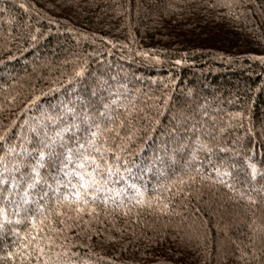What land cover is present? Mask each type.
Masks as SVG:
<instances>
[{"label":"trees","instance_id":"trees-1","mask_svg":"<svg viewBox=\"0 0 264 264\" xmlns=\"http://www.w3.org/2000/svg\"><path fill=\"white\" fill-rule=\"evenodd\" d=\"M252 57H264V0H0V264H21L8 253L25 233L53 237L39 264H264V63ZM105 104L124 120L109 144L145 203L125 189L79 221L53 216L59 232L39 214L44 232L16 224L13 177L45 134ZM198 140L213 151L193 160ZM209 158L255 203L216 183Z\"/></svg>","mask_w":264,"mask_h":264},{"label":"snow or ice","instance_id":"snow-or-ice-1","mask_svg":"<svg viewBox=\"0 0 264 264\" xmlns=\"http://www.w3.org/2000/svg\"><path fill=\"white\" fill-rule=\"evenodd\" d=\"M20 7L24 8L25 5L21 4ZM32 39L36 40L37 37L33 35ZM138 54L148 55L147 53ZM153 59L158 61V57H153ZM252 59H258L264 63V57H252ZM176 63L179 64L180 61ZM76 75H82V70L77 71ZM116 103V100L112 101V104ZM111 112V104H105L103 111L95 115L85 114L82 120L70 127L58 130L51 136L45 134L41 140L42 147L38 149L39 155L35 157L36 163L27 165L30 170L20 180L13 177V188H24V194L20 196L19 202L12 203L13 214L21 217L16 220V224L25 222L30 228L44 232L45 229L39 225L47 221L51 232H59L61 229L54 227L53 216L79 221L84 215L90 216L96 211L95 205L98 200L107 204L114 197L122 196L125 189L131 190L133 196L130 199H135L137 204L145 203L144 193L140 188L135 183H128L132 179V168L127 166V162H120V155L109 144L110 139L114 140L120 135V129L124 125V120L114 117ZM125 114L130 115L126 106ZM72 128L76 129V138L70 142L69 146L64 141V133ZM81 132L82 135H80ZM133 134L134 132L129 133L126 139L130 140ZM0 140H3V136H0ZM117 147L123 151L121 146ZM201 151L209 153L210 156L213 149L208 143L198 140L197 146L193 149L192 159L195 160ZM25 154L24 150L20 153L22 156ZM208 163L216 173V183L224 185L233 192H238L242 198L255 203L251 195H246L236 188L235 185L239 181L232 177L225 161H219L213 165V161L209 158ZM46 165L49 168L48 177L41 174V169ZM20 166L23 167L24 164ZM248 167L251 170L252 180H255L256 165L249 163ZM49 178L55 180V187L47 183ZM180 183L183 184L184 181L181 180ZM117 184L120 187H117ZM39 185H47L49 190L43 192L39 200L30 201L31 192L29 190L36 189ZM4 200L8 201L9 197L5 196ZM45 201L47 207L44 206ZM30 204H35V209L29 206ZM149 206H151L150 202ZM163 207L167 208V204ZM37 214L41 217L39 225L36 219ZM0 215H5V209L0 208ZM64 222V219L59 220L61 225ZM24 239L27 243L21 244L16 252L10 251L8 257L15 260V257L19 255L21 264H31L29 258L35 254L39 264V258L45 251L44 244H51L53 237L25 233ZM21 249H27V251ZM43 264H49V262L44 260Z\"/></svg>","mask_w":264,"mask_h":264}]
</instances>
